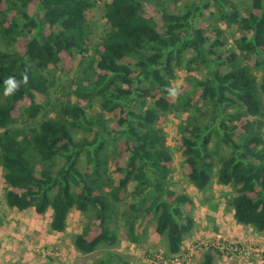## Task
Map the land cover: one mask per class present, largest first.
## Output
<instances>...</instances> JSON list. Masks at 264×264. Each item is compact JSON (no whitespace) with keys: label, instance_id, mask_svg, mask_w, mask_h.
<instances>
[{"label":"trees","instance_id":"trees-1","mask_svg":"<svg viewBox=\"0 0 264 264\" xmlns=\"http://www.w3.org/2000/svg\"><path fill=\"white\" fill-rule=\"evenodd\" d=\"M181 1H105L109 29L93 48L86 75L73 82L75 101H63L57 115L35 124L51 74L72 68L76 53L92 45L87 13L97 0H0L6 203L38 214L50 209V228L57 232L66 229L71 209L91 210L94 230L73 236L82 253L116 243L109 224L128 196L135 200L128 208L135 217L145 213L154 220L168 251L181 250L194 225L183 206L192 200L171 186L172 154L158 124L173 109L206 111L183 121L177 141L190 183L200 191L213 179L230 186L235 220L264 237V142L251 120L264 102V0L245 7L240 0ZM219 23L232 30L230 48H224ZM182 68L205 74L180 86L174 102L173 80ZM253 69H262L260 79ZM25 76L13 95L3 94L4 80ZM145 88L152 92L150 104L142 98ZM78 130L86 135L76 138ZM118 140L122 146L112 154ZM213 140L223 144L224 153L213 150ZM201 264H213L211 252Z\"/></svg>","mask_w":264,"mask_h":264},{"label":"rangeland","instance_id":"rangeland-1","mask_svg":"<svg viewBox=\"0 0 264 264\" xmlns=\"http://www.w3.org/2000/svg\"><path fill=\"white\" fill-rule=\"evenodd\" d=\"M105 1L107 0H97V6L87 13L92 44L88 52L76 53L72 68L57 70L51 74L53 83L48 96L41 99L46 106L35 124L45 115H57L63 101H75L72 94L73 82L86 75L85 71L94 57L93 48L109 29L103 16ZM183 2L185 1L182 0L181 4ZM239 3L245 7L250 4V0H240ZM144 4L146 12L148 7ZM218 25L224 30V48L232 47V30L224 23ZM188 54L190 55V52L186 55ZM253 71L260 79L262 69ZM204 74L205 69L190 72L183 68L178 69L173 80V101L177 99L180 86L194 78L201 79ZM142 96L143 100L150 104L151 89L145 88ZM202 113H206L203 108L187 111L173 109L162 115L158 123L172 154L171 186L175 191L187 194L192 200L183 206V212L192 216L194 225L184 235L178 253L172 254L168 251L165 236L156 233L154 220L149 215L141 213L135 217L137 213L128 208V204L135 200L129 196L116 205L117 216L109 224L110 228L116 231V243L91 253H82L74 246L73 236L83 233L85 229L94 230L96 220L93 212H81L73 208L69 211L66 229L63 232L53 231L50 228V209L44 214H38L33 207L19 210L6 203L5 193L8 187L0 166V264H93L103 260L112 264H201L207 252L212 253L213 264H264V237L252 226L240 224L235 220L234 211L228 203L233 195L232 188L213 179L206 190L200 191L188 180V168L177 148V141L181 136L183 121L189 117H198ZM251 120L264 142V102L260 114L251 117ZM24 125L25 123L21 126ZM75 132L76 138L86 135L84 131ZM121 144L122 141L118 140V147L115 146L110 152L118 155ZM211 145L213 150L220 153L226 150L223 144H218L215 140ZM244 250L249 251L244 253Z\"/></svg>","mask_w":264,"mask_h":264},{"label":"clouds","instance_id":"clouds-1","mask_svg":"<svg viewBox=\"0 0 264 264\" xmlns=\"http://www.w3.org/2000/svg\"><path fill=\"white\" fill-rule=\"evenodd\" d=\"M26 82H27L26 76L23 78L22 81H17L14 77H8L6 80L3 81L5 85L3 94L5 96L13 95L18 90L20 84Z\"/></svg>","mask_w":264,"mask_h":264},{"label":"built area","instance_id":"built-area-1","mask_svg":"<svg viewBox=\"0 0 264 264\" xmlns=\"http://www.w3.org/2000/svg\"><path fill=\"white\" fill-rule=\"evenodd\" d=\"M241 251H242V249H241ZM249 251V250H248ZM247 250H244V253H246V252H248Z\"/></svg>","mask_w":264,"mask_h":264},{"label":"crops","instance_id":"crops-1","mask_svg":"<svg viewBox=\"0 0 264 264\" xmlns=\"http://www.w3.org/2000/svg\"><path fill=\"white\" fill-rule=\"evenodd\" d=\"M28 209V208H27ZM25 210V209H24Z\"/></svg>","mask_w":264,"mask_h":264}]
</instances>
